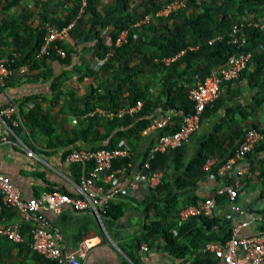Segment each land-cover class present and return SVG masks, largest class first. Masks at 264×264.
I'll return each mask as SVG.
<instances>
[{
  "label": "crops",
  "instance_id": "crops-1",
  "mask_svg": "<svg viewBox=\"0 0 264 264\" xmlns=\"http://www.w3.org/2000/svg\"><path fill=\"white\" fill-rule=\"evenodd\" d=\"M68 5V0H49L48 11L64 20ZM124 6V0H101L97 7L101 17L86 16L81 26L72 31L80 32V28L92 32L96 30L105 44L110 46V34L115 31L116 25L127 18L122 17L125 14ZM37 9V0H21L8 10V14L17 16L23 13V10H29L33 17L28 20L31 26L35 27L40 22V17L36 14ZM8 14L0 12V24L3 19L8 18ZM11 18H15L18 23L23 17L9 19ZM159 22L156 17H143L136 25L149 26ZM71 32L61 40L69 49L70 58L67 64L63 65L58 61L41 63L38 69L29 72L28 78L22 77L27 69L22 70L21 66L14 70V80L0 92V105L13 101L17 106L16 118L20 135L16 136L34 153L33 156L26 155L25 150L9 142L12 140L10 136L9 141L5 142L2 126L0 172L9 175L23 199L48 191L77 194L79 179L86 167L68 162L65 153L71 148H96L107 144L111 139L115 141L118 139L117 132L123 131L128 135L120 140L128 147V153L114 158L109 168L100 172L98 181L105 184L110 172L117 175L118 185H126L137 173L157 174L158 179L153 184L147 180H139L135 188L130 189L123 199L115 200L113 216L97 217L89 210L76 211L67 205L63 206L59 213L44 211L48 227L61 232L63 248L69 251L75 249L89 231H96L101 235L100 241L87 251L84 264H135L133 258L140 264H220L221 261L207 248L208 242L202 237H182L186 251L184 255L176 256L165 250V238L162 234L152 231L151 227L152 223L162 219L164 214L170 216L175 209L190 204L195 199L213 196L218 187L231 179L230 174L222 176L217 172L223 157L235 150L252 125L260 130L264 129V102L258 105L254 103L257 89L247 87L245 79L239 80V87L236 88L232 85L222 86L220 95L223 102L216 112H205L201 116L198 129L180 145L153 152L150 149L157 137L161 133L175 131L182 116L181 112L162 104L165 95L159 93V87L166 70L141 60L143 51L148 55L154 40L161 39L162 34L146 31L145 38L143 32L137 34L136 44L127 49L123 57H117L119 61L115 60L113 63L111 73L104 71L96 74L100 65L96 52L90 47L92 43L76 44ZM125 35L126 32L122 31L119 38L123 39ZM9 42L10 45L3 46L6 51L19 49L11 37ZM115 43L119 45L121 42L116 40ZM162 61L169 64L171 58H164ZM184 65L181 63L169 79L173 88L190 86L187 76L181 73ZM134 74L138 77V83H134L139 88L146 84L150 93L155 90V100L149 104L143 115V118L149 121L148 126L131 132L130 128L134 122L127 125L121 122L108 133V121L122 117L125 108L115 111L101 105L108 104L113 92L118 88L125 94L128 90L125 81L134 78ZM28 97L31 99H27ZM36 102L42 115L44 113L51 116L49 128H31L28 125L25 115L35 108ZM92 102L98 105L94 110H87L86 104ZM230 107L235 108L234 112L227 110ZM239 108L243 109L244 116H240L237 111ZM137 120L136 118L135 121ZM161 121H164L162 126L155 127V124ZM260 153L254 152L251 158H245L244 161L249 173L242 179L235 199L236 205L243 213L232 210L228 200L216 202L213 215L219 222V235H223L226 228H232L246 219L247 212H255L262 207L260 192L263 185L259 177V163L263 154ZM201 155L207 156L202 165L199 161ZM144 163H147V166H144ZM1 222L18 223L23 238L20 243L12 242L13 245L0 243V264H54L52 260L31 249V225L21 219L15 209H7L0 200ZM164 224L168 226L170 219ZM197 224L199 225L198 222ZM257 235L259 231L255 222L241 227L238 231V236ZM142 244H146L148 250L143 251ZM238 256L243 264H246L244 255L239 253ZM261 264H264V261Z\"/></svg>",
  "mask_w": 264,
  "mask_h": 264
},
{
  "label": "trees",
  "instance_id": "trees-1",
  "mask_svg": "<svg viewBox=\"0 0 264 264\" xmlns=\"http://www.w3.org/2000/svg\"><path fill=\"white\" fill-rule=\"evenodd\" d=\"M20 1L21 0H0V12L8 14V10ZM68 1L70 5L66 6L64 20H61L57 16L51 15L48 11L49 0H37L38 9L36 14L40 17V22L35 27H32L28 20L30 17H33L29 10H23V13L17 16L8 14L6 16L8 18L3 19V23L0 24V61L7 64L9 67H12L14 70L26 65L27 70L22 74L23 78H28L29 72L38 69L41 63L45 64L47 61H58L60 64H67L70 58L69 49L63 45L61 41L62 39L60 38L50 43L49 49L46 53L38 55V51L43 42V38L46 35V22L63 26L76 17L81 1ZM172 1L174 0H138L136 2L135 0H124L125 14L122 17L127 18L115 26V31L110 34L111 45L108 46L96 30L92 32L80 28V32L75 33L72 31L74 28L77 29L81 26L83 18L86 16L101 17L97 10L101 0H86V5L84 6L82 13L76 19L74 27L70 32L72 31L71 33L76 40V44L86 45L87 43H92L90 47L96 52V57L98 59H104V62L95 72L96 74L104 71L106 73H111L112 68H114L113 63L115 60L119 61L117 57H123L125 51L136 44L137 38L135 39V36H137V34L139 35V33L142 34L141 32H143L142 35L144 38L147 36L146 31L155 34H162L161 39L154 40L153 48L149 50L148 55L143 51L141 60L146 64H152L154 67L166 70V74L162 77V85L159 87V93L165 95V100L162 104L164 107L174 108L178 112H181L182 115L185 113H191L194 109V102L189 97V89L194 86L197 78L203 79L212 71L218 70L221 66L227 63L230 56L237 52L249 51L251 57L248 59L244 69L241 70L238 79L223 80L220 83V93L218 97L205 106L201 116H203L205 112L214 113L221 107L223 102L220 95L222 86L226 85L231 87L232 85L235 88L239 87L238 81L241 79L246 80L247 87L257 89V93L254 96L255 105L263 103L264 47L261 48L260 46L263 44L264 31L256 26L255 23L264 20V0H183L184 3L182 6L169 11L167 14H159L160 11ZM10 17L23 18L16 23V19H9ZM143 17H156L160 22L149 26L144 24L136 25V22ZM233 24L238 26L239 32L245 40L244 45L238 48L236 44L229 42V33ZM122 31L126 32V35L118 45L115 42ZM216 35H221L222 40H215L212 43H208V40ZM10 37L13 39V43L19 46V49L14 48L11 52L6 51V49L3 48V46L11 44L9 42ZM56 47H62L65 55H58L56 53ZM164 58H171V62L169 64L163 63L162 60ZM155 59L156 61L154 62ZM181 63L185 64L184 70L181 73L187 76L190 81V86L187 88L181 86L173 88L169 79L173 76V71L178 69ZM195 75H197V78ZM14 78L15 77L12 75L7 79L6 88ZM134 81L138 83L137 74H134V78L126 79L125 82L128 85V90L125 94H123L122 90L118 88L116 92H113L112 99L108 104H100L104 108L116 111L119 108L126 109L138 99L143 101L142 109L137 113H134L131 116L125 113L122 117L108 121V127L110 128L108 133H110L115 127H118L117 124L121 122L126 125L134 122L130 128L131 132L141 130L148 126L149 121L145 120L143 115L149 107V104L153 103L155 100V90L150 93L148 85L145 84L143 87L139 88ZM27 99H31V97H28ZM10 104L15 103L11 101L6 105ZM6 105H0V109ZM97 105V103L93 102L86 104V109L94 110ZM227 110L234 112L235 108L230 107ZM237 111L240 116H244L243 109L239 108ZM50 117L49 114H41L37 102L35 103V108L30 109L25 115V119L31 128L35 126H39V128L45 127V129L49 128L50 124L48 122ZM136 118L138 119L137 121H135ZM19 128L18 125L17 127H14V132L17 136L20 135ZM251 128L258 129L255 125H252ZM125 135L128 134H125L123 131L117 132V140L114 141L111 139L107 144H102L96 148L86 149L114 148L118 141L125 137ZM70 150H72V148L65 153V156ZM254 152L258 154L262 152L260 154H263L261 155V161L259 163V177L262 179L263 185V190L260 192V198L262 199L264 196V144L256 145L255 148L246 155V158H251ZM232 153L233 151L223 157V159H226ZM206 160V155L200 156L199 161L201 165L204 164ZM229 182H231V179L225 183ZM213 196L215 197L216 202H224L228 200L225 194L214 193ZM123 198L124 196L118 197L117 199ZM115 200L112 201L108 212L101 214L100 217L115 215V213L113 214ZM198 200L200 199H195L190 204H193ZM5 207L7 209H12L11 207ZM180 208L181 207L175 209V212L170 214V216L164 214L163 218L153 222L151 227L152 231L163 235L165 238L164 248L170 254L176 256H182L185 254L186 248L181 241L184 236L202 237V239L208 243L218 242L219 244L224 243L230 237V227L224 230L223 235L218 234L219 232L217 231L219 226L217 223L219 222L215 219L216 217L213 214L211 217L203 215L193 216L177 225ZM255 213H261L263 215L261 220L255 222L259 234H263L264 207H261L258 210L256 209ZM169 219L170 224L166 226L164 223ZM199 221L201 222V227ZM174 228L176 229V233L173 232ZM214 230L216 232H214ZM20 232L22 234L21 228ZM0 243L10 244L12 241L4 236H0ZM13 244L14 243H12V245ZM133 262L135 264H140L135 258H133Z\"/></svg>",
  "mask_w": 264,
  "mask_h": 264
},
{
  "label": "built area",
  "instance_id": "built-area-1",
  "mask_svg": "<svg viewBox=\"0 0 264 264\" xmlns=\"http://www.w3.org/2000/svg\"><path fill=\"white\" fill-rule=\"evenodd\" d=\"M80 8L74 19L63 26L46 22V35L39 48L38 55L46 53L49 45L56 39H62L69 35L74 27L76 19L82 13L86 0H80ZM183 0H174L169 3L159 14H167L169 11L182 6ZM264 31V20L255 23ZM229 42L236 44L237 48L244 45L245 40L239 32L236 24L231 26L229 33ZM215 40H222L221 35H216L208 40L212 43ZM121 42L122 39H117ZM264 47L263 44L260 46ZM56 53L64 56L65 52L61 47H56ZM251 53L237 52L229 57L227 63L218 70L212 71L203 79L197 78L193 87L189 89V97L194 102V109L191 113H185L181 116L178 127L172 133H161L150 151H165L168 148L176 147L186 140L199 125L202 112L205 106L216 99L220 93V83L223 80L238 79L242 69L246 66ZM104 59H99L101 65ZM22 70L27 69L23 65ZM14 75V69L4 62L0 61V92L6 89L7 79ZM142 106L141 100L126 109L124 113L133 115ZM17 106L10 104L0 109V128L3 126V140L15 144L20 149L25 150L26 155L33 156L34 153L28 149L16 136L14 127L18 125L16 118ZM164 121L155 124V127H161ZM264 144V129H248L243 138L235 148L233 153L224 159L219 165L217 172L219 175H231V182L224 183L215 191L216 194H225L230 203V208L238 213L243 211L236 205L235 199L238 196L242 185V179L249 173L248 166L244 163L246 155L251 152L256 145ZM128 153V147L120 140L116 147L97 148V149H72L65 159L71 163H77L85 166L86 169L81 175L78 183V193L69 195L60 191L43 192L38 196H32L23 199L19 189L13 184L9 175L0 172V200L7 206L15 209L18 215L31 225L30 229V247L37 254L46 259L52 260L55 264H84V257L87 251L98 241L101 235L96 231H89L82 238L77 247L73 250L63 248L62 235L56 229H50L47 225L44 211L59 213L63 206L67 205L76 211L89 210L97 217L105 214L110 209L112 201L118 197L126 196L130 189H134L139 180H147L153 184L157 179V174L137 173L132 176L126 185H118V177L110 172L106 177L105 184L98 181L100 172L106 170L111 165L114 158ZM147 166V163H144ZM261 206L264 207V196L261 199ZM216 204L214 196L200 199L193 204H187L180 208L178 212L177 225L193 216L211 217L213 208ZM246 219L236 223L231 228L230 237L222 245L207 244V248L221 261L220 264H243L238 254L242 253L247 259L246 264H261L264 261V233L257 236H238L241 227L249 225L251 222L259 221L263 218L261 213L247 212ZM176 233V229H173ZM0 236H4L14 243L21 242L23 236L20 232V226L15 222L0 223ZM143 251L148 250L146 244L141 245Z\"/></svg>",
  "mask_w": 264,
  "mask_h": 264
}]
</instances>
